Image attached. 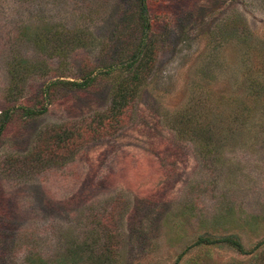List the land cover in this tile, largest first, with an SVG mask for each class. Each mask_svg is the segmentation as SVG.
<instances>
[{
	"label": "rangeland",
	"instance_id": "rangeland-1",
	"mask_svg": "<svg viewBox=\"0 0 264 264\" xmlns=\"http://www.w3.org/2000/svg\"><path fill=\"white\" fill-rule=\"evenodd\" d=\"M0 125V264H264V0H0Z\"/></svg>",
	"mask_w": 264,
	"mask_h": 264
},
{
	"label": "trees",
	"instance_id": "trees-1",
	"mask_svg": "<svg viewBox=\"0 0 264 264\" xmlns=\"http://www.w3.org/2000/svg\"><path fill=\"white\" fill-rule=\"evenodd\" d=\"M140 1L142 3L146 2V0H140ZM144 11H145V7H141L140 14H141V17H143V19L140 22H141L143 28L145 27V24H144L145 23V21H144L145 18L143 16ZM140 45H142V43ZM145 55H146V53H145ZM141 63H144V61H141ZM137 77H138L137 74L134 73L130 77L129 82L130 81L133 82L135 79H137ZM75 84H77V83H75ZM120 91H121L119 93L120 95H115V97L113 98L114 99V103L113 104H114V107H116V108H118V106L121 105L120 102L125 101L128 97H130V93H132L131 90H130V87H127V89L123 88V90L121 89ZM5 115H6V112H5V114L3 113L2 118H4ZM1 129H3L2 125H0V131H1ZM216 242H225V243L235 247L238 251L240 250V252H242V253L245 252L244 249H242L243 247L240 244V242H238L235 239H232L231 237H222V238H218V239H210L209 237H206V236L205 237H198V239L195 241V244H201V243H207L208 244V243H216Z\"/></svg>",
	"mask_w": 264,
	"mask_h": 264
}]
</instances>
